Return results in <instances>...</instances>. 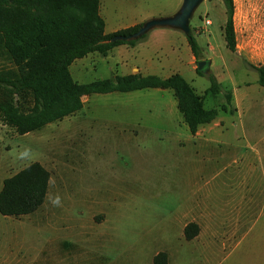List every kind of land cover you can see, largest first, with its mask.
I'll list each match as a JSON object with an SVG mask.
<instances>
[{
	"label": "rangeland",
	"instance_id": "rangeland-1",
	"mask_svg": "<svg viewBox=\"0 0 264 264\" xmlns=\"http://www.w3.org/2000/svg\"><path fill=\"white\" fill-rule=\"evenodd\" d=\"M182 1L100 0V14L112 33L173 14ZM233 3L235 51L223 35V0H204L191 19L202 59L212 60L209 73L197 71L184 32L161 27L134 46L93 52L70 66L79 84L125 73L181 74L206 108L219 110L195 134L175 91L162 87L83 95L81 110L24 135L0 120V190L34 161L51 172L38 210L0 213V249L44 250L51 264H154L160 252L170 264H264V86L251 67L264 66V0ZM14 64L0 48V71ZM211 78L216 93L207 91ZM6 87L0 84V98L19 100ZM32 104L27 96L24 105ZM243 196L252 204L234 207ZM237 214L244 219L223 248L217 217ZM193 220L205 231L199 240L184 234Z\"/></svg>",
	"mask_w": 264,
	"mask_h": 264
},
{
	"label": "trees",
	"instance_id": "trees-1",
	"mask_svg": "<svg viewBox=\"0 0 264 264\" xmlns=\"http://www.w3.org/2000/svg\"><path fill=\"white\" fill-rule=\"evenodd\" d=\"M223 1L227 16L223 35L227 48L235 51L234 3L233 0ZM140 25L106 33L100 0H0V48L15 63L14 69L0 71V84L7 85L6 89L19 96L16 101L0 98V120L24 135L81 110L83 95L162 87L175 91L178 109L195 134L201 125L214 120L219 110L206 108L204 95L198 94L179 73L167 78L116 75L114 79H97L84 84L74 80L70 66L75 60L93 52L106 55L122 44L136 45L146 35L138 40L111 41V38L131 34ZM187 41L195 58L202 59V47L197 38L192 34ZM251 67L258 72V83L264 86V66ZM211 79L207 91L216 93L218 85ZM27 96L32 98V106L24 105ZM226 109L223 105L222 110ZM50 180V170L39 161L5 178L0 190V213L14 217L34 213L47 197ZM199 230L196 222H189L184 228L186 239L196 237ZM153 262L168 264L167 253H158Z\"/></svg>",
	"mask_w": 264,
	"mask_h": 264
},
{
	"label": "crops",
	"instance_id": "crops-1",
	"mask_svg": "<svg viewBox=\"0 0 264 264\" xmlns=\"http://www.w3.org/2000/svg\"><path fill=\"white\" fill-rule=\"evenodd\" d=\"M114 49H118V46L114 47L111 49V53ZM136 49V48H133ZM81 59V58H79ZM135 65L131 67V70H135ZM129 73H125L124 75H128ZM260 151L256 150V153H259ZM253 198H247V197H241L240 200L235 201L233 203V206H241L242 205H248L252 204ZM239 208V207H238ZM217 219H222L221 220V225H223V232H222V246L223 248L228 245V242H230L237 234V229L240 227L241 222L244 219V216L237 214L234 216H228L224 218H218ZM259 219V218H258ZM264 219V218H263ZM251 221V220H250ZM189 222H196L199 227V233L196 237H194L191 240L202 238L203 235L205 234V231L201 227V225L198 223L197 220L189 221ZM189 222H186L184 226H186ZM185 228V227H184ZM222 228V227H220ZM208 233H206L207 235ZM220 237V238H221ZM25 252H22V250H17V249H6L2 250L0 249V264H51L50 260V255H48L44 250L41 252L37 253L36 255H33V253L30 251V249H25ZM57 258L58 255H56ZM60 259V258H59ZM168 264H170L169 256H168Z\"/></svg>",
	"mask_w": 264,
	"mask_h": 264
},
{
	"label": "water",
	"instance_id": "water-1",
	"mask_svg": "<svg viewBox=\"0 0 264 264\" xmlns=\"http://www.w3.org/2000/svg\"><path fill=\"white\" fill-rule=\"evenodd\" d=\"M203 1L204 0H183L181 6L175 13L166 16L150 17L141 23L137 31L131 34L115 35L111 38V41L138 40L147 35L151 30L158 27L177 29L184 32L187 37L191 36V19L193 18L196 9ZM211 62V58L199 59L196 62L197 69L203 73H209Z\"/></svg>",
	"mask_w": 264,
	"mask_h": 264
}]
</instances>
